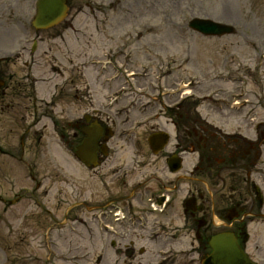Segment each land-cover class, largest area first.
<instances>
[{"label":"rangeland","instance_id":"1","mask_svg":"<svg viewBox=\"0 0 264 264\" xmlns=\"http://www.w3.org/2000/svg\"><path fill=\"white\" fill-rule=\"evenodd\" d=\"M34 1L0 0V53L8 52V49L15 50L20 35L28 47L34 38L36 39V35L41 36L39 41L43 42L38 52L31 56L29 49L21 53L18 50L17 58L9 66L10 70L16 72V81L21 80L22 85H28L30 82L24 80V74H27V69L32 66L33 72L36 71L34 72L36 77H52L53 83L58 82L60 86L57 87H61L64 86L68 75L64 74V67L57 62L54 55H59L58 60L62 63L67 60L58 52L60 45L52 43L46 34L36 32L30 26L34 14ZM72 2L77 8L70 10L64 26L57 28L53 34L64 32L68 39L72 34L66 28L67 25L80 27L81 32L87 37L84 44L80 42L81 50L78 51L80 60L90 56L96 57L97 53L98 57H101L102 53L113 55L118 52L113 47L123 45L126 55L120 58L122 60L128 58L129 63L134 60L133 64H129L130 69H134L133 67L138 69L140 63H146L147 59L153 64L156 61L170 62L171 67L184 78L188 73L184 60L191 50L192 54L188 58L190 57L192 62L189 64L195 71L206 75L202 76L206 82L211 78L209 75H212L208 68L210 59L213 61L211 65L212 69H215L214 74H236V70L240 69L241 72H246L251 80L257 79L260 85L264 86V65L251 69L253 71L245 69L249 66L245 67L246 60L253 56V50L249 49L247 42H254L258 47L256 49L264 50V0H72ZM86 4H91L89 12ZM193 17L209 18L233 25L236 33L222 39H200L199 35L187 28V22ZM24 29L28 31L26 35L21 34ZM136 36L137 39L146 38L147 43L138 44L135 42ZM76 47L79 49L78 45ZM77 48L74 47L75 50H78ZM5 55L10 54H1ZM225 57H228L226 66L221 68L219 63ZM178 58L180 67L174 64H178ZM41 62L44 69L37 66V63ZM71 62L72 66L70 63L65 65L67 70L73 67V71H76L72 73V77L76 75L77 78L78 70L81 69L90 76L89 83L94 88L85 91L81 82L76 80L74 85L68 86L63 92H58L59 96L62 95L64 103L56 107L57 100L53 102V106L56 107L54 118L60 122H71L75 117L94 107L92 100L94 104L96 103V85L91 82L92 75H95L94 69L87 67L84 71L82 68L78 69L79 65H73L77 63L73 62V59ZM152 63L148 62L146 65L151 66ZM151 68L155 69L156 65ZM110 72L104 70L103 76L109 75ZM85 82L87 83L86 79ZM50 84H37L40 97L47 101L53 100L52 96L50 98ZM194 92L200 96L208 91L196 88ZM259 96L264 99L263 89ZM248 97L255 99V92L251 87H248ZM11 99L12 94L6 101ZM18 102L23 103L22 99ZM201 103L206 105L203 101ZM1 106L3 104L0 100V193L7 198H13L20 193L25 199L18 205L10 207L7 214L0 213V264H145L150 260H155V263L163 262L161 259L167 255L168 263L174 258L175 264H199L201 256L196 243H192L194 238L190 223L184 224L182 217L175 218V214L190 187L194 186L204 192L203 178L180 182L181 190L176 194L174 209L168 221L179 227L175 250H172L171 254L165 253L157 257L146 252L144 255H136L137 258L132 260L119 248L118 239L113 240V237L107 234L98 235L95 218L96 192L106 191V185L102 183L106 181L108 189L116 195H122L130 189L140 172L146 175L147 172L156 171L160 178H170L171 175L163 169L161 157L155 158L146 152L142 162L141 157L137 162H133L134 172L126 177L131 180L127 186L123 182L112 183V176L107 171L101 180L100 175L96 176V171L79 167L80 164L67 150L70 144L62 142L54 130L48 129L41 140L30 137L21 147L18 129L22 122L19 117L15 118L11 109L7 107L2 109ZM42 106L44 107V104ZM66 110L70 116L68 118ZM202 110L210 113L211 120L231 122L222 126L227 133L234 131L236 124L233 122L239 121L228 111L222 113L210 112L203 108ZM201 113L203 114L202 111ZM223 115L229 116L230 119ZM27 121H31V117ZM164 121L160 120L163 126ZM248 130L252 132V126L248 127ZM124 147L116 144L118 152L123 154L128 162L131 151L130 148ZM234 160V163L230 162L233 168L228 171L226 169L223 174L224 181L214 187L213 197L219 208H230L234 202L245 203L244 206L248 208L252 207L254 200L252 191L246 193L243 187L247 182L246 173L242 170L246 157L238 153L234 155ZM126 162L117 167V170L128 167L129 164ZM262 181L264 182V179ZM149 218L150 222H153L163 221L165 217ZM261 219L260 216L244 219L248 224L247 232L250 234L247 249L258 264H264V229L258 225V223L264 225ZM129 233L130 237L135 239L137 233L135 231ZM111 240L117 242L113 247L109 246ZM139 245L145 246L148 251L143 242Z\"/></svg>","mask_w":264,"mask_h":264},{"label":"flooded vegetation","instance_id":"2","mask_svg":"<svg viewBox=\"0 0 264 264\" xmlns=\"http://www.w3.org/2000/svg\"><path fill=\"white\" fill-rule=\"evenodd\" d=\"M8 76L7 72L5 70H3L2 68H0V81L3 83L4 87H9V84H7L8 82L6 81V77ZM9 78H11V76H9ZM32 86H31V91L29 95H25L26 98L31 99L32 100V104H33V118H34V122L32 123L31 126H29L25 131H24V135L22 136V138H26L29 134L30 131H32L35 135H39V138L41 137V134L43 133V131L46 129L47 125L46 123H43L44 120L47 119V117L45 116L47 113L43 112V111H38L37 107H36V92L34 89V81L31 82ZM4 92V91H3ZM138 109L135 106H131L129 113L132 112V114L134 113V111ZM88 118V121L91 122L92 120H96V122L102 126L104 132L102 134V136L99 139V149H98V156H99V161L103 162L104 165L107 167L108 166V162L109 161H114L116 158V149L114 151L111 152V157H109L108 155L103 159L101 156V146L106 144L113 138L114 134L112 133L111 137H107V135H105V130L109 127L112 126L113 128L118 129L117 126V119L118 118H113L111 115L109 114H102L100 112L96 111V115H91ZM122 118V117H120ZM132 119H134L132 117ZM86 120L83 119L82 121L78 120L76 121L74 124V128L75 131L73 133V135L75 137H77V140L82 141V139L84 138V133L82 132L83 128L86 125ZM125 124H128V118L125 119ZM37 125H39V128H35ZM32 127L35 128L32 130ZM192 130H194V127H192L190 130H188L186 132V137H183L180 142L178 143V145L176 146L177 149V153H181L182 150H186V149H190L192 147L195 146V140L193 139V133ZM194 134L196 135V133L194 132ZM212 135V138L207 137L205 139V141H208L207 143V156L206 159L208 161V165H207V170L209 173H213L214 171H216L218 168V172L221 171L222 167H219V165L215 164V162L217 163V158L215 157V153H218L219 155H222L224 157L223 160H220L221 162L229 159L231 157V154L233 153V151L228 150V148L226 147V145L220 140V138L216 137L215 134L213 133H208ZM262 136H264V133H262ZM107 138V139H106ZM112 146H114V142L111 143ZM241 146V145H240ZM239 145L237 146V151L240 150ZM175 152V153H176ZM183 152V151H182ZM107 153H108V149H107ZM260 153L259 150V146H256V151L255 154ZM115 173L118 172L117 169L114 170ZM100 174V176H102L101 171L98 172ZM102 179V178H101ZM157 180V178H156ZM148 183H144L142 186L135 188L133 191V195L131 197V199L136 198V200H139L141 197V194H144L145 196L147 195H153L154 197L158 198V197H163L164 201L166 200L167 203L165 204L164 209L168 210V208L171 205V200L172 198L175 196L176 193H178L180 191V186H179V181L178 178H176V180H174L171 184L170 183H165V182H160L159 185L156 184V187L154 188H149V180H147ZM142 187V188H141ZM196 191V189H189V194L194 193ZM199 205H195L193 207V209H188L185 211L184 215L186 217L187 220H190L192 222L191 227L195 229L198 228L199 225V219L198 217L202 218V221H204V227L203 229H201L198 233V239L200 240V246L203 245V242L206 238V236L211 233V224L208 225V221L211 220V214L213 212V207L212 205H207L204 199V195L203 194H199ZM130 199V200H131ZM129 200V201H130ZM163 201V202H164ZM145 228L141 229L140 233L137 235V237H140L142 239H146V236L144 234L147 233V226L148 223L147 221H145ZM154 226V225H153ZM159 227L161 228L162 231L165 230V228L169 227V225H167L166 222H162L159 223ZM199 230V229H198ZM130 254L133 255L134 254V243L131 240L130 241Z\"/></svg>","mask_w":264,"mask_h":264},{"label":"water","instance_id":"3","mask_svg":"<svg viewBox=\"0 0 264 264\" xmlns=\"http://www.w3.org/2000/svg\"><path fill=\"white\" fill-rule=\"evenodd\" d=\"M66 10L65 0H38L33 25L37 28L53 26L64 17ZM189 26L204 34L220 35L232 31L228 26L209 20L193 19ZM94 144L95 141L89 140L79 148L78 155L86 164L95 160ZM210 245L212 253L205 260V264H254L238 247L233 234L216 235L211 239Z\"/></svg>","mask_w":264,"mask_h":264}]
</instances>
